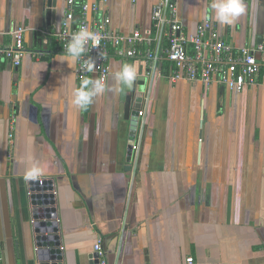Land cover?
Here are the masks:
<instances>
[{
	"label": "crops",
	"instance_id": "1",
	"mask_svg": "<svg viewBox=\"0 0 264 264\" xmlns=\"http://www.w3.org/2000/svg\"><path fill=\"white\" fill-rule=\"evenodd\" d=\"M80 1L99 3L113 30L145 35L159 2ZM177 2L186 34L210 19L235 47L264 43V0H244L231 26L212 18V0ZM48 3L0 0L4 40L23 27L26 48L43 54L27 53L19 66L0 61V264L40 262L30 197L37 179L53 186L61 264H92L98 239L107 264H186L191 256L193 264H264L263 52L240 93L174 81L167 60L153 72L143 59L112 57L105 92L79 109L71 103L77 62L58 59L67 0ZM125 63L145 92L130 163V121L113 79ZM37 163L41 174L26 179Z\"/></svg>",
	"mask_w": 264,
	"mask_h": 264
},
{
	"label": "built area",
	"instance_id": "2",
	"mask_svg": "<svg viewBox=\"0 0 264 264\" xmlns=\"http://www.w3.org/2000/svg\"><path fill=\"white\" fill-rule=\"evenodd\" d=\"M99 11L101 7L97 2L67 0L58 37L62 50L67 51L71 32L77 31L81 26L87 27L99 39L98 45L89 41L77 61L75 74L80 84L93 73H97L104 82L111 72L112 57L143 59L153 72L160 63L167 60L173 65L171 78L174 81H200L206 87L218 83L237 93L242 92L247 84H252L260 71L256 51L264 54V43L257 48L235 47L221 36L210 19L202 21L195 33L186 34L178 17L177 0H159L153 6L152 31L149 35L140 30H135L132 34L115 31L111 26V18L105 14L98 16ZM69 24L71 28L68 27ZM24 32L23 27H16L10 32L11 40L6 41L4 32L0 31V61L19 66L27 53L34 58H41V52L26 48ZM89 58L96 61L92 72L86 68L85 62ZM139 115L140 118L144 116L143 109L139 110ZM94 249L98 254L99 264H107L101 239L95 243ZM193 263L194 258L187 257L186 264Z\"/></svg>",
	"mask_w": 264,
	"mask_h": 264
},
{
	"label": "clouds",
	"instance_id": "3",
	"mask_svg": "<svg viewBox=\"0 0 264 264\" xmlns=\"http://www.w3.org/2000/svg\"><path fill=\"white\" fill-rule=\"evenodd\" d=\"M211 9L213 19L221 26L233 25L246 12L244 0H212ZM71 28V25H68ZM71 38L67 44V51L60 56L59 62H67L69 68L81 58L85 45L91 41L93 45H98L99 39L95 33L87 27L81 26L77 31L71 32ZM87 71L92 72L96 66V61L89 58L86 62ZM113 79L116 83L114 91L120 95L124 89L131 88L137 79V70L134 65L125 63L121 70L114 72ZM106 85L98 79H84L79 87L72 90L71 103L79 109H87L93 102V98L104 93ZM109 91L113 89L109 88ZM42 172V167L34 164L27 172L26 179H36Z\"/></svg>",
	"mask_w": 264,
	"mask_h": 264
},
{
	"label": "water",
	"instance_id": "4",
	"mask_svg": "<svg viewBox=\"0 0 264 264\" xmlns=\"http://www.w3.org/2000/svg\"><path fill=\"white\" fill-rule=\"evenodd\" d=\"M49 8L55 7V0H49ZM143 81L139 82V88ZM137 87L136 82L131 88L122 91L123 110L126 119L130 121V131L128 139V162L132 160L134 146L138 136L140 124L139 110L144 100L145 92ZM31 200L36 206L33 210V227L36 233V242L40 251L39 264H61V251L59 249L60 241L57 235L58 227L55 221L57 217L55 204V195L52 192L51 181L37 179L31 186ZM98 254L95 252L92 264H99Z\"/></svg>",
	"mask_w": 264,
	"mask_h": 264
},
{
	"label": "trees",
	"instance_id": "5",
	"mask_svg": "<svg viewBox=\"0 0 264 264\" xmlns=\"http://www.w3.org/2000/svg\"><path fill=\"white\" fill-rule=\"evenodd\" d=\"M166 64H167V65H166V68H167V69H166V70H167L166 72H170V68H171V66H170L169 62L166 61Z\"/></svg>",
	"mask_w": 264,
	"mask_h": 264
}]
</instances>
